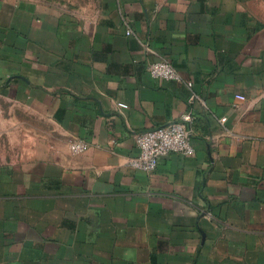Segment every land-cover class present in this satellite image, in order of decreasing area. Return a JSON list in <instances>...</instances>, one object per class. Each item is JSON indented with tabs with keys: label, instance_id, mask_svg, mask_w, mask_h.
<instances>
[{
	"label": "crops",
	"instance_id": "1",
	"mask_svg": "<svg viewBox=\"0 0 264 264\" xmlns=\"http://www.w3.org/2000/svg\"><path fill=\"white\" fill-rule=\"evenodd\" d=\"M0 264H264V0H0Z\"/></svg>",
	"mask_w": 264,
	"mask_h": 264
},
{
	"label": "built area",
	"instance_id": "2",
	"mask_svg": "<svg viewBox=\"0 0 264 264\" xmlns=\"http://www.w3.org/2000/svg\"><path fill=\"white\" fill-rule=\"evenodd\" d=\"M150 75L162 80H182V76L177 68L167 60L154 61L148 65ZM197 96H191L190 101H194ZM243 99V95H238ZM120 107H128L126 103H119ZM226 118H222L225 121ZM194 121L191 112L184 113L181 119L172 121L166 125H161L139 132L136 141L139 153L133 156L130 164L135 169L143 171L155 170L159 163L172 154L192 155L195 153L193 142V129L190 124ZM87 142L77 139L71 143V148L75 152H82L86 149Z\"/></svg>",
	"mask_w": 264,
	"mask_h": 264
},
{
	"label": "rangeland",
	"instance_id": "3",
	"mask_svg": "<svg viewBox=\"0 0 264 264\" xmlns=\"http://www.w3.org/2000/svg\"><path fill=\"white\" fill-rule=\"evenodd\" d=\"M48 2L62 8L70 15H75L84 11L88 6L94 3V0H39Z\"/></svg>",
	"mask_w": 264,
	"mask_h": 264
}]
</instances>
